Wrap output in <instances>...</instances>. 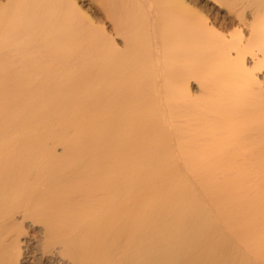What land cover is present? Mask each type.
<instances>
[{"label":"bare ground","instance_id":"obj_1","mask_svg":"<svg viewBox=\"0 0 264 264\" xmlns=\"http://www.w3.org/2000/svg\"><path fill=\"white\" fill-rule=\"evenodd\" d=\"M106 9L0 2V264H264V0Z\"/></svg>","mask_w":264,"mask_h":264},{"label":"rangeland","instance_id":"obj_2","mask_svg":"<svg viewBox=\"0 0 264 264\" xmlns=\"http://www.w3.org/2000/svg\"><path fill=\"white\" fill-rule=\"evenodd\" d=\"M3 0H0V2ZM74 2L81 11L89 15L94 24L103 28L107 33H112V26L108 23L107 5L120 4L121 7H126L132 0H70ZM193 89V88H192Z\"/></svg>","mask_w":264,"mask_h":264}]
</instances>
